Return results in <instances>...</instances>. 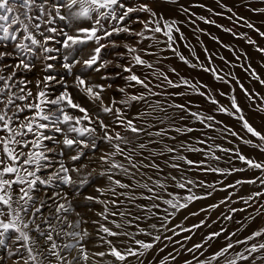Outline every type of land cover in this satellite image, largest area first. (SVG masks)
<instances>
[{
	"label": "snow or ice",
	"instance_id": "1",
	"mask_svg": "<svg viewBox=\"0 0 264 264\" xmlns=\"http://www.w3.org/2000/svg\"><path fill=\"white\" fill-rule=\"evenodd\" d=\"M217 3L231 13L226 17L229 21L237 26L242 22L264 38V31L250 20L221 0ZM249 10L264 13V7ZM181 12L189 14L190 10L181 6ZM195 15L189 16L192 24ZM196 19L216 24L203 16ZM216 26L264 56V47L248 33ZM176 34L185 39L175 19L165 18L147 3L0 0V264H133V260L145 264L153 250L157 256L147 264H157L159 253L168 244L179 247L174 246L158 264H175L183 252L191 257L184 264H264V227L242 235L249 223L264 217V203L235 231L223 226L210 230L191 247L174 240L180 233L210 227L207 216L191 227H184L183 222L170 227L177 213L195 201L206 200L217 191L228 193L184 220L224 205L243 204L228 207L217 217L231 221L236 213L247 212L264 198V160L246 156L239 147L226 148L215 142L232 143L228 138L233 137L264 153V133L245 118L234 95L230 107L224 106L207 85L185 78L174 67L165 70L162 62L169 57L161 53L170 51L184 64L199 65L222 83L235 81L251 102L249 107L256 104L255 111L264 112V96L246 88L230 71L214 66L207 49V65L194 50L193 64L176 47ZM213 39L222 43L217 37ZM224 47L241 59L236 49ZM109 49L110 58L106 55ZM242 55L246 64L240 67L264 86V77L247 63V54ZM37 68L39 74L29 79ZM113 76L122 79L123 86L108 83ZM181 87L205 97L217 112L233 116L241 131L224 125L215 115L193 112L187 105L175 103L172 97L184 93L171 89ZM109 91L113 94L106 96ZM189 116L202 125L201 136L195 139L199 146L180 139L195 131L183 123ZM210 132L218 135L213 137ZM188 152L203 158L190 159L185 154ZM161 157L165 158L164 167ZM236 160L241 167H236ZM222 162L227 167H220ZM164 168L172 171L165 173ZM246 171H259L260 175L231 183H209L189 175L203 172L228 177ZM257 184L260 190L246 196L233 191ZM88 187L93 189L91 193H86ZM221 237L223 243L219 242ZM191 239V235L184 237L185 242ZM162 241L168 243L158 247Z\"/></svg>",
	"mask_w": 264,
	"mask_h": 264
},
{
	"label": "rangeland",
	"instance_id": "2",
	"mask_svg": "<svg viewBox=\"0 0 264 264\" xmlns=\"http://www.w3.org/2000/svg\"><path fill=\"white\" fill-rule=\"evenodd\" d=\"M130 4L132 3H147L154 11L158 14H162L165 18L168 19H175L181 32L183 33L185 39L180 40L179 34L177 36V44L176 47L179 49L181 54L187 57L189 60L192 61L193 64H196V60L193 56V50L195 52V56H198L200 61L207 65V57L205 55V49L208 50L209 53L213 55V64L218 68L224 69L225 72H231L233 76L239 78V80L244 84L246 88L249 90L255 89L256 92H259L261 96H264V86L260 85L254 78L250 77L248 73L245 72L244 68L240 67V65H245L246 61L243 58V53H246L247 56L250 58L247 63H250L256 71L264 77V67L261 65L264 64V56H261L260 53L255 51L254 47L248 45L243 39L238 38L237 36H233L229 32L223 31L220 27L216 25H223L226 28L233 29L234 32L237 33H248L253 39H255L261 47H264V38L259 37L254 31L248 29L240 22L239 26L236 23L229 21L226 17L231 15L228 13L225 8L220 7L217 3V0H175V2H171V0H129ZM221 2L228 7L232 8L234 12H236L239 16H243L250 20L256 27L260 28L261 31H264V13L260 12H253L250 11V8H261L264 7V3L261 0H221ZM200 5H204L205 7H200ZM181 6L188 8L190 10L189 14H184L181 12ZM208 9H212L213 11H209ZM223 12L224 16L215 15L214 13ZM191 13H195V16L191 18L194 19L196 22L192 24L189 22V16ZM146 14H141V16H145ZM203 16L209 20H215L216 24H207L203 21L196 19V17ZM182 22V23H181ZM139 27V26H137ZM203 29V31H200ZM213 37H217L219 41L222 43H218L217 40H214ZM163 39V38H162ZM185 44H188L190 47H185ZM224 45H230L231 48L236 49L239 53H241V59L237 60L236 56L233 54L229 48L224 47ZM163 47V45H162ZM111 50L109 49L106 52V55L110 58ZM162 56H167L169 59L163 60L162 65L165 70L169 67L176 68L177 72L184 76L185 78L191 81H199L203 84L208 86L215 98L220 101L226 107H230V97L234 95L238 103L243 108V113L245 118L255 127L258 131L264 133V112L255 111L256 104H251L245 97L243 92L240 91L239 85L233 81L230 84L222 83L217 81L213 78L212 74L209 72L202 71L199 65L196 67L189 66L184 64L182 61L179 60V57L174 56L172 52L165 51L161 53ZM220 57H224L225 60H221ZM231 62V64L226 63ZM181 65V66H180ZM112 71H119L118 69H112ZM40 70H37L29 75V79H32L35 75L39 74ZM171 75V74H170ZM172 79H177L175 75H172ZM231 80V76L229 77ZM71 82V80H69ZM108 83H113V86L116 85L123 86V80L119 77L113 76V79L108 81ZM203 91V89H200ZM158 91V89H157ZM173 92H182L184 95L181 96H174L172 100L178 104H185L193 112L199 111L205 114H212L215 115L218 121H223L224 125L230 126L232 129L240 132L241 131V124L238 122L233 116L227 115L225 113L217 112L216 106L209 103L207 99L203 96L196 94L194 91L188 90L184 87L171 89ZM219 92L227 93L228 95L221 96ZM113 92L109 91L106 93V96L112 95ZM117 97H119V93H115ZM81 102L85 105H88L86 99L82 96L79 97ZM256 103H260L257 99ZM178 111L176 109H171L170 112ZM184 124L188 125L195 129V131L191 133H186L184 136H181V140H191V142L195 145V139L201 136V129L202 125L193 120L190 116L186 121L183 122ZM181 122L177 121V125H180ZM204 132H208L207 129H203ZM172 136L178 135L176 132L169 133ZM210 135L216 137L218 134L216 132H210ZM246 139H252L256 143L259 141L256 140L255 137H251L250 134L242 133ZM229 140L232 143H229L227 140L217 139L215 142L222 144L226 148H236L239 147L240 150L248 157L255 158L258 160H264V153L258 151L255 147L241 144L239 140H236L233 137H229ZM171 143V141H166ZM211 143V141L209 142ZM199 146V145H195ZM104 147V145H101ZM188 158L190 159H202L203 157L199 153L188 152L185 153ZM217 155L224 156V153L217 152ZM164 157L160 158L161 167H164L162 161ZM236 167H241V163L236 160L235 161ZM220 167H227L225 163H221ZM165 173L168 171H172L171 169L164 168ZM173 174H177L173 172ZM190 176L193 178H200L204 179L207 182L211 183L214 180H225L228 183L233 182L236 179H249L253 176H259V171H246L243 173H234L231 176L221 177L215 174L209 173L208 175H204L203 172H192L189 173ZM260 187L259 184L257 185H243L241 188L233 190L239 191L240 195H248L251 191H259ZM93 189L88 187L86 189V193H91ZM183 194V193H182ZM199 194V191H198ZM228 193L226 191H217L213 194L212 197H209L206 200H199L193 202L187 209L182 210L181 212L177 213L175 219L172 221L170 227H174L175 225H180L183 222L184 227H191V225L198 223L201 219H205L207 216L208 219L206 223L210 227H201L200 229L194 230L190 233H180L179 236H175L174 240H179L181 243H185V247H191L194 243L200 242L202 236L206 235L210 230H219L220 227H224L227 231H235L238 224L240 222H246L245 217L251 215H255V207L259 206L260 203H264V198L254 205L253 208L249 209L247 212L244 213H236L235 219L231 221H224V220H217L221 212H226L228 207H244L243 204L237 202L232 205H224L220 209L211 210L210 212L201 213L198 216L190 217L188 220H184L185 216H189V213L198 211L200 208L206 207L211 203H218L219 200L223 199ZM233 200H236V197H232ZM141 203H147L146 201H141ZM99 207V206H97ZM216 221V223H213ZM259 227H264V217H258L254 222L248 224L247 230L242 233V235H248L251 231L258 229ZM176 231L179 232V228H176ZM171 235V233H167ZM186 235H191L192 239L185 242L184 237ZM141 239H146L145 237H138ZM220 243H223V237H221ZM168 243L167 241H162L158 247H163L164 244ZM179 247L178 245L168 244V247L165 249L164 252L159 253L157 257V264L159 259L166 256L169 252L173 251V247ZM153 256H157L156 250L150 252L147 256L145 264L147 261H151ZM191 257L187 254V252L181 253L175 262V264H184V260L190 259ZM7 264H12L11 261H7ZM133 264L135 261L133 260ZM168 264H172L171 261H168Z\"/></svg>",
	"mask_w": 264,
	"mask_h": 264
},
{
	"label": "bare ground",
	"instance_id": "3",
	"mask_svg": "<svg viewBox=\"0 0 264 264\" xmlns=\"http://www.w3.org/2000/svg\"><path fill=\"white\" fill-rule=\"evenodd\" d=\"M181 66V65H180ZM191 109V108H190ZM227 178V177H226Z\"/></svg>",
	"mask_w": 264,
	"mask_h": 264
}]
</instances>
